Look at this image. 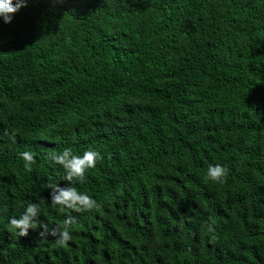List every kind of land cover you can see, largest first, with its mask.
<instances>
[{
	"label": "trees",
	"instance_id": "1",
	"mask_svg": "<svg viewBox=\"0 0 264 264\" xmlns=\"http://www.w3.org/2000/svg\"><path fill=\"white\" fill-rule=\"evenodd\" d=\"M24 2L0 17V264H264V0ZM65 147L102 157L71 185L91 211L50 203ZM29 203L77 218L67 247L15 234Z\"/></svg>",
	"mask_w": 264,
	"mask_h": 264
},
{
	"label": "clouds",
	"instance_id": "2",
	"mask_svg": "<svg viewBox=\"0 0 264 264\" xmlns=\"http://www.w3.org/2000/svg\"><path fill=\"white\" fill-rule=\"evenodd\" d=\"M25 6L24 0H0V17L5 24L11 23L12 17L21 7ZM12 142H16L15 131L4 133ZM20 158L25 162V171L31 172L32 165L36 163L34 153L24 151L19 153ZM100 153L93 149H87L82 155L74 154L70 147H65L60 153L53 152L50 160L55 164L61 165L64 169V180L68 185L49 183L50 203L53 207L60 206L62 209H69L75 212H87L97 207V202L87 193H82L76 187L71 186L76 182L83 183L85 174L89 169L95 168L98 159H101ZM228 169L217 164L209 166L206 179L223 183L227 177ZM40 206L37 203H29L19 218L12 217L9 220L10 228L15 231L19 237H27L29 230L40 229L38 235L42 239L55 237V243L60 247H67L68 242L72 240L70 229H74L78 224L75 216L68 215L63 221L62 226L49 229L48 225L39 220ZM211 230V228H209Z\"/></svg>",
	"mask_w": 264,
	"mask_h": 264
}]
</instances>
